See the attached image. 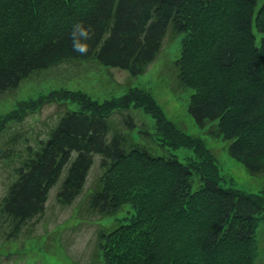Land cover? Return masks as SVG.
Returning a JSON list of instances; mask_svg holds the SVG:
<instances>
[{
	"label": "trees",
	"instance_id": "16d2710c",
	"mask_svg": "<svg viewBox=\"0 0 264 264\" xmlns=\"http://www.w3.org/2000/svg\"><path fill=\"white\" fill-rule=\"evenodd\" d=\"M256 5L257 0H0V93L64 61L137 77L156 60L168 32L172 39L183 34L174 68L179 84L190 90V116L201 127L209 124L208 134L227 142L229 156L251 176L262 175L264 3L257 10ZM77 22L95 29L83 57L72 52L69 39ZM65 101L80 108L66 110L45 140L15 153L21 165L0 201L1 222L10 226L6 239H18L44 214L65 168L56 197L62 206L71 205L97 155L104 172L89 194L88 212L114 216L126 204L136 212L128 224L98 232L97 264H253L264 188L248 194L220 187L202 139L180 131L147 90L130 88L102 103L51 92L19 102L0 121V134L27 112ZM129 112L146 119L144 125L138 127ZM178 150L190 153L185 163Z\"/></svg>",
	"mask_w": 264,
	"mask_h": 264
},
{
	"label": "rangeland",
	"instance_id": "374dc122",
	"mask_svg": "<svg viewBox=\"0 0 264 264\" xmlns=\"http://www.w3.org/2000/svg\"><path fill=\"white\" fill-rule=\"evenodd\" d=\"M263 3L264 0H257L256 10ZM184 38L179 34L172 39L171 32H168L156 60L137 77L117 68L76 61H64L48 70L34 72L16 90L0 93V121L14 112L19 102L35 100L51 92H75L102 103L138 87L155 98L165 116L180 131L202 139L218 168L220 187L256 194L264 188V174L251 176L229 156L227 142L213 139L208 134L209 124L201 127L188 112L190 90L179 84L174 68V61L181 57ZM79 108L78 104L68 101L45 103L39 110L27 112L20 123H11L0 134V201L14 180V169L21 165L22 158L15 153L29 145L35 146L36 140H45L66 110ZM129 114L138 127L144 125L146 119L137 113ZM113 119L114 123L120 124L122 116L116 115ZM24 138L28 139L26 145L22 143ZM11 151L15 155L8 158L6 154ZM176 154L183 163L190 156L189 152L180 150ZM99 163L100 157L96 155L82 192L69 206H62L56 197L66 177L65 168L48 193L44 214L29 222L18 239H6L10 226L2 224L0 219V264H97L98 232L128 224L136 215L131 204L123 205L114 216L99 217L88 212L89 194L97 188L104 172ZM255 239L257 256L253 264H264V218L258 223Z\"/></svg>",
	"mask_w": 264,
	"mask_h": 264
},
{
	"label": "clouds",
	"instance_id": "9594fccd",
	"mask_svg": "<svg viewBox=\"0 0 264 264\" xmlns=\"http://www.w3.org/2000/svg\"><path fill=\"white\" fill-rule=\"evenodd\" d=\"M94 38L95 29L91 25L85 26L83 22L73 24L69 36L72 52L82 57L87 56Z\"/></svg>",
	"mask_w": 264,
	"mask_h": 264
}]
</instances>
